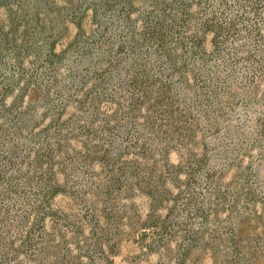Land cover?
I'll return each instance as SVG.
<instances>
[{"label": "rangeland", "instance_id": "obj_1", "mask_svg": "<svg viewBox=\"0 0 264 264\" xmlns=\"http://www.w3.org/2000/svg\"><path fill=\"white\" fill-rule=\"evenodd\" d=\"M0 264H264V0H0Z\"/></svg>", "mask_w": 264, "mask_h": 264}]
</instances>
